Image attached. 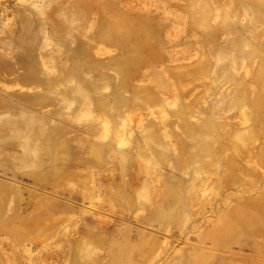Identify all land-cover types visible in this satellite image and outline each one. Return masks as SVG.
I'll use <instances>...</instances> for the list:
<instances>
[{
  "label": "rangeland",
  "instance_id": "374dc122",
  "mask_svg": "<svg viewBox=\"0 0 264 264\" xmlns=\"http://www.w3.org/2000/svg\"><path fill=\"white\" fill-rule=\"evenodd\" d=\"M0 264H264V0H0Z\"/></svg>",
  "mask_w": 264,
  "mask_h": 264
},
{
  "label": "crops",
  "instance_id": "0c3cea01",
  "mask_svg": "<svg viewBox=\"0 0 264 264\" xmlns=\"http://www.w3.org/2000/svg\"><path fill=\"white\" fill-rule=\"evenodd\" d=\"M125 25V28H124V30L127 28V25L126 24H124ZM118 27L113 23V22H111V24H110V31H111V34H112V36H113V39H114V34L113 33H116V29H117ZM124 30H123V33L121 34L122 36H124ZM116 35H119V34H116ZM118 37V38H116L117 40H116V43L118 44V45H122L123 47H126V45H125V43H126V40H124V37ZM148 42H147V39L143 36V39L140 41V43H138V46H139V49L140 50H142L144 47H148V44H147ZM127 48V47H126ZM127 50H129L128 48H127ZM127 59L129 60V56L127 55Z\"/></svg>",
  "mask_w": 264,
  "mask_h": 264
}]
</instances>
